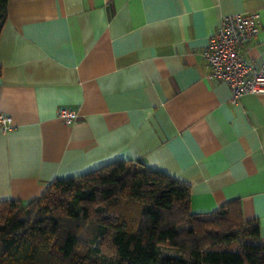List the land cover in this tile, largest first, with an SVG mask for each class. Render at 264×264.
<instances>
[{
    "label": "crops",
    "instance_id": "crops-1",
    "mask_svg": "<svg viewBox=\"0 0 264 264\" xmlns=\"http://www.w3.org/2000/svg\"><path fill=\"white\" fill-rule=\"evenodd\" d=\"M0 31V200L139 159L190 188L194 213L238 199L264 238V94L229 101L203 57L224 15L259 14L242 52L264 63V0H8ZM77 113L69 124L58 109Z\"/></svg>",
    "mask_w": 264,
    "mask_h": 264
},
{
    "label": "trees",
    "instance_id": "trees-1",
    "mask_svg": "<svg viewBox=\"0 0 264 264\" xmlns=\"http://www.w3.org/2000/svg\"><path fill=\"white\" fill-rule=\"evenodd\" d=\"M0 264H264V238L237 198L194 213L187 184L116 159L56 177L27 201L0 200Z\"/></svg>",
    "mask_w": 264,
    "mask_h": 264
},
{
    "label": "built area",
    "instance_id": "built-area-1",
    "mask_svg": "<svg viewBox=\"0 0 264 264\" xmlns=\"http://www.w3.org/2000/svg\"><path fill=\"white\" fill-rule=\"evenodd\" d=\"M258 31V13L224 15L216 30L209 36L203 51L207 76L228 85L231 103H238L246 94H264V63L255 65L242 52L243 46ZM57 116L62 122L69 124L75 120L77 113L61 108L58 109ZM12 126V118L0 113V129L6 132Z\"/></svg>",
    "mask_w": 264,
    "mask_h": 264
},
{
    "label": "rangeland",
    "instance_id": "rangeland-1",
    "mask_svg": "<svg viewBox=\"0 0 264 264\" xmlns=\"http://www.w3.org/2000/svg\"><path fill=\"white\" fill-rule=\"evenodd\" d=\"M101 249H102V252L107 254V255H110L112 254V247L110 246L109 242L107 239H104L101 243Z\"/></svg>",
    "mask_w": 264,
    "mask_h": 264
}]
</instances>
